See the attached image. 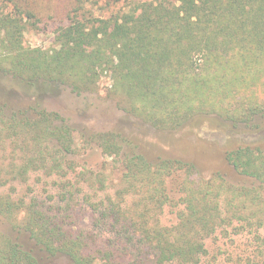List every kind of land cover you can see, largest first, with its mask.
I'll use <instances>...</instances> for the list:
<instances>
[{
  "label": "trees",
  "instance_id": "obj_1",
  "mask_svg": "<svg viewBox=\"0 0 264 264\" xmlns=\"http://www.w3.org/2000/svg\"><path fill=\"white\" fill-rule=\"evenodd\" d=\"M28 4L0 0V71L30 92L38 82L90 92L109 72L130 99L121 109L137 114L144 105L147 121L167 130L202 114L246 122L264 109V99L223 103L258 79L264 98V0H74L51 49L24 46L36 17ZM73 131L37 101L23 110L0 102V187L39 171L54 188L47 199L0 192V217L11 230L0 236V264H41L21 234L44 257L65 255L72 264H221L208 262L204 241L233 222L234 233L251 241L231 264H264V142L225 152L238 173L258 182L235 186L220 175L194 179L193 166L178 159L149 162L125 151L113 132L93 134L89 142L121 170L109 192L107 175L74 157L84 147ZM173 175L181 176L176 200L166 183ZM167 203L180 207L171 224L160 219Z\"/></svg>",
  "mask_w": 264,
  "mask_h": 264
},
{
  "label": "rangeland",
  "instance_id": "obj_2",
  "mask_svg": "<svg viewBox=\"0 0 264 264\" xmlns=\"http://www.w3.org/2000/svg\"><path fill=\"white\" fill-rule=\"evenodd\" d=\"M27 1L28 6L34 8L36 17L28 23L22 35L24 46L55 48L56 31L68 23V10L74 0ZM92 10L98 13L99 5H93ZM259 80L237 87V90L223 98V103L239 105L249 100L258 105L264 99ZM36 87V92H30L0 71V102L7 103L12 109L23 110L37 101L47 111L57 112L64 122L72 126L76 141L84 147V152L74 157L91 171L106 174L112 186L109 192L117 188L121 170L115 166L112 157L105 156L89 142L93 134L103 132L118 134L125 151L140 154L149 162L178 159L191 164L195 172L194 179L206 180L220 175L235 186L258 184L253 177L238 173L226 160L225 152L247 143L264 142V109L257 111L246 122L232 123L215 115L202 114L196 115L179 129L167 130L159 129L147 121L148 109L142 112L144 105H139L140 113L137 114L124 111L130 99L122 87L113 84L109 72L101 75L93 91L82 94L73 93L64 84L38 82ZM39 175V171L31 173L22 183L14 180L13 187L8 183L0 187V192L10 191L13 196L24 194L27 199L33 195L47 199V195L54 191L52 181ZM180 179L181 176L173 175L166 181L169 195L174 200L180 196ZM177 208L180 207L167 203L160 215L161 222H174ZM83 216L86 218L84 223H87L90 217L87 209ZM82 217H76L73 222L82 226ZM237 224L233 222L231 225L219 226L213 235L205 239L209 263L215 258L221 264H231L234 258L247 254L251 236L235 234L233 229ZM10 233L9 225L0 217V236ZM20 240L40 258L41 264H72L65 255L44 257L25 234L20 235Z\"/></svg>",
  "mask_w": 264,
  "mask_h": 264
}]
</instances>
